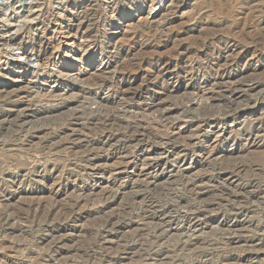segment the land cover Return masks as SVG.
<instances>
[{
    "label": "rangeland",
    "instance_id": "rangeland-1",
    "mask_svg": "<svg viewBox=\"0 0 264 264\" xmlns=\"http://www.w3.org/2000/svg\"><path fill=\"white\" fill-rule=\"evenodd\" d=\"M59 1L0 0V39L43 21L0 47V264H264V0ZM222 70L260 85L231 102Z\"/></svg>",
    "mask_w": 264,
    "mask_h": 264
},
{
    "label": "bare ground",
    "instance_id": "bare-ground-1",
    "mask_svg": "<svg viewBox=\"0 0 264 264\" xmlns=\"http://www.w3.org/2000/svg\"><path fill=\"white\" fill-rule=\"evenodd\" d=\"M2 1V0H1ZM57 1H59V0H57ZM68 1V0H67ZM166 0H160V2L161 3H163V2H165ZM144 2H147V0H144ZM65 2L64 1H59L58 2V5H57V7H56V15H57V17H61L62 16V13L64 12V10H65V8L67 7V5L65 6ZM114 4H113V6H107V9L108 10H110V9H114ZM32 10V9H31ZM30 10V11H31ZM111 13V12H110ZM76 19V18H75ZM40 23H42L43 24V21H39V20H37V21H35V23H31V25H24L23 24V26L21 27V28H19V27H17L18 29H16V31L14 32V31H12V29H11V27H9V26H6V30H5V32H3L5 35L7 34H9V36H6V38H3V39H0V47L2 48V47H6V48H8L9 50L11 49V50H14L13 49V47L15 46V45H17L16 44V41L18 40V38L20 37V35L22 34H24L25 33V31L26 30H33V28H37L38 26H40L39 24ZM86 23H84L83 21H80V22H77L76 23V25L71 29V32L72 33H74V35H79L80 34V31H81V29L84 27V25H85ZM239 26V25H238ZM238 26L237 25H235V26H232L231 28H229V31L230 32H235L237 29H238ZM90 28V27H89ZM249 28H251V27H249ZM248 28V29H249ZM15 30V29H14ZM36 31V30H35ZM251 31V30H250ZM13 32H14V34H13ZM236 33V32H235ZM247 36H248V38H249V40H250V42H251V32H247V33H245ZM82 35H84V34H82ZM87 37H89V34H87V35H85V36H82L81 38H84V40L87 38ZM22 38H24V37H22ZM21 38V39H22ZM219 38V37H218ZM214 39H217V37L216 38H214ZM86 43V42H85ZM92 46V45H91ZM201 48V47H200ZM4 49V48H3ZM39 49V48H38ZM10 50V51H11ZM20 50V53H18V54H16L15 56H14V58L15 59H19L21 62H23V63H25L24 61L26 60V59H28V58H31L32 57V60H29V63H32V64H34V66L36 67V69H38V67H39V60H38V57H35V55H32L31 53H32V50L30 49V48H27L26 46H24V47H22V48H20L19 49ZM36 50V49H35ZM215 50V49H214ZM216 50H217V48H216ZM222 50V49H221ZM38 51V50H37ZM39 52V51H38ZM222 53V52H221ZM35 54V53H34ZM228 54V53H227ZM13 55V54H12ZM37 55V54H36ZM221 55V54H220ZM224 56V55H223ZM13 57V56H12ZM219 57H221V56H219ZM19 61V62H20ZM231 62V61H230ZM46 63V62H45ZM216 63V62H215ZM214 63V64H215ZM31 64V65H32ZM158 64V63H157ZM30 65V66H31ZM44 65V64H43ZM29 66V65H28ZM225 66H227V68H230V70H232L233 68H234V66H235V64L233 65V64H230V65H225ZM45 67V66H44ZM30 68V67H29ZM31 68H33V66L31 67ZM165 70H167L168 68L166 67V68H164ZM0 71H1V69H0ZM33 71H36V70H32V72ZM158 72V71H157ZM61 72H58V74H60ZM44 74V73H43ZM55 74V73H54ZM208 74V73H207ZM219 75V76H218ZM65 76H66V74H65ZM68 76V75H67ZM216 76H218L219 77V79H213V80H209V82H208V84L209 85H211L212 87H216V88H219V86L220 87H222V86H226L227 88H228V92H229V98H230V100L229 101H234V99H236V98H240V97H243L242 95L243 94H245L246 92H249V91H251V90H253V89H256V88H258L259 87V85L260 84H257V83H252V84H249V85H246V86H243L242 85V79H240L241 77H239V75H236L235 73H227V71L226 70H222L221 72L220 71H217V74H216ZM63 77V76H62ZM70 77V76H69ZM68 77V78H69ZM75 80V79H74ZM75 81H77V78H76V80ZM145 81V80H144ZM143 83V82H142ZM245 83V82H244ZM249 83V82H248ZM208 84H206V86H199V87H196L195 89H193V92H191V95H192V97H197L198 98V96L199 97H202V96H207V95H209L210 97H209V99H211V100H213V98H216V99H218V97L219 98H221V96L223 97V94H221V92H220V95H218L219 94V92H216L215 94L211 91V92H209V91H207V89H206V87H207V85ZM94 85L96 86V88L99 90V91H101V92H105V93H111V95L113 94V95H125V93L123 92V91H120L119 93H118V91L117 92H113V89H112V86H111V83L109 82V81H96L95 82V80H94ZM117 85V84H116ZM202 85V84H201ZM210 87V86H209ZM263 87V86H262ZM208 88V87H207ZM133 89V88H132ZM215 89V88H214ZM224 89H225V87H224ZM4 90V89H3ZM129 90V89H128ZM137 90V89H136ZM115 91V90H114ZM27 92V91H26ZM1 93V92H0ZM33 93V92H32ZM49 93V92H48ZM51 93V92H50ZM224 93V92H223ZM15 94V93H14ZM39 94V93H38ZM46 94V93H45ZM52 94V93H51ZM135 94V93H134ZM248 94V93H247ZM32 95V94H31ZM30 95V96H31ZM42 95V94H41ZM48 95V94H47ZM50 95V94H49ZM48 95V96H49ZM53 95V94H52ZM15 97H16V101H13V103H15V104H17V106H15V107H17V110H15V111H11L10 113L12 114V115H15V121H14V124H17V125H20V126H24V125H26V124H29V123H27V121H26V119L30 116V115H36V114H38V112H40V110L39 109H37L38 107H36L35 105H32V104H30V103H28L29 101H26V100H22L23 99V97L25 96H21L20 94H15L14 95ZM48 96H45V99H46V97H48ZM57 96V95H56ZM126 96H127V94H126ZM41 97V96H40ZM43 97V96H42ZM191 97V98H192ZM39 98V97H38ZM55 98V97H54ZM250 98V97H249ZM9 99V98H8ZM25 99V98H24ZM30 99V98H29ZM34 99V98H33ZM40 99V98H39ZM49 99V98H48ZM94 99V98H93ZM44 100V99H43ZM43 100L42 101H40V103L42 104L43 103ZM52 100H53V98H52ZM9 101V100H8ZM37 101V100H36ZM39 101V100H38ZM45 101V100H44ZM46 101H47V99H46ZM45 101V102H46ZM50 100H48V102H49ZM228 101V102H229ZM8 103L9 102H7L6 100H4V101H0V104H2V105H8ZM35 103V102H34ZM39 103V104H40ZM38 104V103H37ZM191 104V103H190ZM45 105V104H44ZM122 106V105H121ZM147 106V105H146ZM149 106H150V104H149ZM36 107V109H34ZM5 108V107H4ZM142 108V107H141ZM146 108V107H145ZM41 109H42V107H41ZM44 109H46V108H44ZM122 109V108H121ZM149 109H152V108H149ZM224 109V108H223ZM162 110V109H161ZM124 111V113H125V116H127V115H130L131 116V111L130 112H128L127 110H123ZM146 111V110H145ZM151 111V110H150ZM148 112V111H147ZM149 113V112H148ZM91 114V113H90ZM144 114V113H143ZM169 114H170V111L168 110V111H164V112H161V113H159L158 114V116H156L157 117V121L156 122H159L160 123V125H165V123H167V120H168V116H169ZM81 115V114H80ZM122 115V114H121ZM178 115V114H177ZM73 116H75V115H73L72 114V117ZM132 116H135V112H134V114L132 115ZM47 117V116H46ZM14 118V117H13ZM75 118V117H74ZM72 119V118H71ZM7 121H9V119L7 120ZM70 120H68V122H69ZM149 122V121H148ZM77 123V122H76ZM137 123V122H136ZM158 123V124H159ZM200 123V122H199ZM168 124V123H167ZM180 124V123H179ZM198 124V123H197ZM2 125V124H1ZM64 125V124H63ZM68 125V124H67ZM169 125V124H168ZM171 125V128H170V130H172L173 128H176L177 126H178V123H174V124H170ZM169 125V126H170ZM9 126V125H8ZM147 126V125H146ZM208 126V125H207ZM3 127V126H2ZM7 127V126H6ZM25 127H27V126H25ZM33 127H34V125H33ZM36 127V126H35ZM38 127V126H37ZM110 127V126H109ZM119 127V126H118ZM129 127V126H128ZM163 127V126H162ZM165 127V126H164ZM167 127V126H166ZM14 128V127H13ZM31 128V127H30ZM41 128V127H40ZM36 129V133H39V132H41V131H43L44 132V130H42V129ZM130 128V127H129ZM179 128H180V125H179ZM168 129V128H167ZM15 130V129H14ZM17 130V129H16ZM15 130V131H16ZM49 130V129H48ZM131 130V129H130ZM21 131V130H20ZM1 132V131H0ZM17 132V131H16ZM27 132H29V129H27ZM177 132V131H176ZM5 133V132H4ZM10 133V132H9ZM32 133V132H31ZM52 133V131L50 130V135H53V134H51ZM72 133V132H71ZM107 133V132H106ZM130 132H124V135L126 136L125 137V141H126V143H133V142H135V141H140L141 140V136H140V132H138V131H133V132H131V134H129ZM172 133V132H171ZM19 134V133H18ZM26 134H28V133H26ZM100 134V133H99ZM211 134V133H210ZM262 134V133H261ZM21 135V134H20ZM25 135V134H24ZM41 135H43V134H41ZM45 135H46V133H45ZM57 135H59V134H57ZM101 135H102V133H101ZM104 136V135H103ZM109 136V135H108ZM107 136V137H108ZM117 136V135H116ZM37 137V136H36ZM105 137V136H104ZM143 137V136H142ZM29 138V137H28ZM170 138H171V135L169 136V134L167 133L166 135H165V139H168V140H170ZM191 138V137H190ZM106 139V138H105ZM171 139H173V138H171ZM157 141V142H156ZM144 142V144H145V146H149L150 147V145L152 144V143H158V144H161L162 142H161V139H159V138H154V140L152 139H150V138H147V139H144V141H142V143ZM252 142V141H251ZM138 146V145H137ZM161 146V145H160ZM150 149V148H149ZM148 157V156H147ZM210 157V156H209ZM142 162H143V160H142ZM135 163V162H134ZM142 164V163H141ZM143 166H145V165H143ZM154 170V169H153ZM245 170V169H244ZM239 171V170H238ZM152 172V171H151ZM139 174V173H138ZM170 175V174H169ZM175 176V175H174ZM172 177V176H171ZM146 178V177H145ZM150 178V177H149ZM143 179V178H142ZM213 179V178H212ZM192 183V182H191ZM200 184V183H199ZM134 185V184H133ZM138 185V184H137ZM207 185V184H206ZM182 186V185H181ZM205 186V185H204ZM247 186V185H246ZM183 188V187H182ZM208 188V187H207ZM189 190V189H188ZM175 192V191H174ZM196 192V191H195ZM176 194V193H175ZM115 197V196H114ZM219 198V197H218ZM109 199V198H108ZM97 201V200H96ZM175 201V200H174ZM174 201H173V203H174ZM195 201V200H194ZM167 202H168V200H167ZM231 202V201H230ZM106 203V202H105ZM221 204V203H220ZM92 205V204H91ZM28 208V207H27ZM48 208V207H47ZM184 208V207H183ZM51 209V208H50ZM71 211V210H70ZM75 211V210H74ZM50 214V213H49ZM155 214V213H154ZM28 216V215H27ZM32 217V216H31ZM57 218V217H56ZM170 219V218H169ZM108 220V219H107ZM1 223V222H0ZM170 223V222H169ZM11 224V223H10ZM124 224V223H123ZM25 225V224H24ZM157 225V224H156ZM162 226V225H161ZM115 228V227H114ZM172 228V227H171ZM152 234V233H151ZM96 235V234H95ZM103 236V235H102ZM8 241V240H7ZM89 241V240H88ZM90 243V242H89ZM58 244V243H57ZM183 244V243H182ZM59 247V246H58ZM91 247V246H90ZM153 247V246H152ZM165 247V246H164ZM150 248V247H149ZM168 248V247H167ZM170 248V247H169ZM54 249V248H53ZM101 249V248H100ZM177 250V249H176ZM57 251V250H56ZM141 251V250H140ZM85 252V251H84ZM26 253V252H25ZM34 253V252H33ZM177 253V252H176ZM70 256H71V254H69ZM24 256V255H23ZM85 257H86V255H85ZM196 257V256H195ZM204 257V256H203ZM29 258V257H28ZM78 259V258H77ZM4 261V260H3ZM85 262V261H84ZM229 262V261H228ZM87 263V262H86Z\"/></svg>",
    "mask_w": 264,
    "mask_h": 264
}]
</instances>
